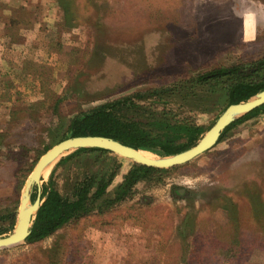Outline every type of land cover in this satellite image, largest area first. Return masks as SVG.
<instances>
[{
  "label": "rangeland",
  "instance_id": "rangeland-1",
  "mask_svg": "<svg viewBox=\"0 0 264 264\" xmlns=\"http://www.w3.org/2000/svg\"><path fill=\"white\" fill-rule=\"evenodd\" d=\"M54 3L59 8L56 21ZM75 4L80 23L68 30L59 25L58 1L42 0L34 15L16 14L6 38L0 31V39L14 46L0 60V210L9 207L17 213L12 229L0 237L18 222L22 191L32 169L66 138L79 111L142 93L143 98L132 97L134 104L124 110L127 117L153 133L156 119L189 122L202 126L203 136L229 105L220 94L202 86L161 96L147 93L180 87L182 80L220 65L264 56V0H75ZM68 154L41 177V187L52 178L67 194L74 181L95 166L93 158L83 164H61ZM121 160L110 190L134 163ZM106 162L93 169L105 168ZM167 169L140 181L125 200L104 206L100 213L74 220L40 241L0 248V264H184L176 228L191 209L202 222L189 241L193 252L188 260L228 264L215 254L217 226L229 219L224 208H215L220 194L238 202L252 251L245 264H264L258 231L246 207L249 197L243 193L248 184L260 189L264 198V111L233 126L195 159Z\"/></svg>",
  "mask_w": 264,
  "mask_h": 264
},
{
  "label": "trees",
  "instance_id": "trees-1",
  "mask_svg": "<svg viewBox=\"0 0 264 264\" xmlns=\"http://www.w3.org/2000/svg\"><path fill=\"white\" fill-rule=\"evenodd\" d=\"M57 1L61 8L60 27L64 30L76 27L81 18L75 0ZM182 82L184 84L180 87L155 89L147 94L161 96L162 93L175 92L177 88L191 89L195 86H202L211 93L220 94L227 100V104L248 100L264 89V56L247 62L239 61L230 65H220L196 76L188 77ZM144 95L142 93L126 95L88 110L79 111L71 119L66 137L89 134L106 135L136 149L155 151L161 156L188 149L200 140L204 132V128L200 125L180 120L172 123L169 120L156 119L152 123L157 131L153 133L143 127L141 121L127 117L124 110L134 104L132 97L143 98ZM263 111L264 104L235 119L225 127L220 139L233 126ZM182 136H187L185 141L179 140ZM87 158H93L95 166L87 169L80 179L74 181L69 193L62 194L55 187L52 178L48 184L43 185L42 198L44 201L37 211L27 241H40L74 220H80L94 211L100 213L104 206H112L125 200L140 181L151 179L156 173L168 170L134 162L124 174L122 181L115 189L110 190V186L122 166L121 156L104 148H79L64 156L61 164L67 165L75 161L83 164ZM102 160L107 161V166L93 169ZM244 186L246 187H244L243 193L247 192L249 197L246 204L248 215L258 231L256 240L261 243L258 245V249L264 251V198L260 189L250 188L248 184ZM35 189L36 191L32 193V201L37 196L38 187L35 186ZM214 205L216 209L224 208L229 218L225 225L217 226L218 234L214 238L219 247L215 250V254L217 253L216 255L223 258L228 264H245L252 251H250V246H247L244 237V220L238 202L232 195L220 194L215 199ZM16 218L17 213L9 207L0 210V234L11 230L16 223ZM201 222V217L194 209H191L185 213L176 228L181 240L180 259L184 264H193L187 258L193 252L189 241L199 229L198 225ZM204 263L202 262V264Z\"/></svg>",
  "mask_w": 264,
  "mask_h": 264
},
{
  "label": "water",
  "instance_id": "water-1",
  "mask_svg": "<svg viewBox=\"0 0 264 264\" xmlns=\"http://www.w3.org/2000/svg\"><path fill=\"white\" fill-rule=\"evenodd\" d=\"M264 104V89L248 100L231 103L217 118L213 126L204 134L192 147L170 155H156L157 158H148L140 153V150L133 146L124 144L120 140L106 135H78L69 136L47 150L38 160L35 167L29 174L25 191H22L21 208L18 215V222L14 230L0 237V248L9 247L21 243L31 233V226L44 198H42L41 172L50 164H53L66 152H73L79 148H104L113 153L133 160L134 162L156 167L171 168L187 163L216 145L222 131L235 119ZM150 152V151H149ZM152 152V151H151ZM155 154V153H154ZM38 187L37 196L32 201L34 187ZM24 190V189H23Z\"/></svg>",
  "mask_w": 264,
  "mask_h": 264
},
{
  "label": "crops",
  "instance_id": "crops-1",
  "mask_svg": "<svg viewBox=\"0 0 264 264\" xmlns=\"http://www.w3.org/2000/svg\"><path fill=\"white\" fill-rule=\"evenodd\" d=\"M55 2H57L55 0ZM42 0H40L38 3L34 4V0H6L5 2H1L0 0V31H3V37L8 36V31L9 29V23L13 20L16 19V14L19 11H26L30 15H34V10H37V8H42L41 7ZM57 5V3H54ZM57 8V11H56ZM55 10V21L57 20V12L59 13V8L58 5L57 7L54 8ZM59 15V14H58ZM57 16V18H56ZM34 23V22H33ZM2 38L0 39V60L3 62L4 61V54H8V51L10 50V46L14 47L12 43L9 41H6L7 39ZM8 64V63H6ZM8 66V65H6Z\"/></svg>",
  "mask_w": 264,
  "mask_h": 264
},
{
  "label": "bare ground",
  "instance_id": "bare-ground-1",
  "mask_svg": "<svg viewBox=\"0 0 264 264\" xmlns=\"http://www.w3.org/2000/svg\"><path fill=\"white\" fill-rule=\"evenodd\" d=\"M140 153L145 156V157H148V158H157L156 155H154L153 153H150V152H145V151H142L140 150ZM52 165V164H51ZM51 165L49 164L42 172H41V175L42 177H46L47 175H49L50 173V170H51ZM29 178V177H28ZM28 180V179H27ZM27 183V182H26ZM25 183V184H26ZM26 188V185L24 186ZM25 188L23 190V193L25 191Z\"/></svg>",
  "mask_w": 264,
  "mask_h": 264
}]
</instances>
